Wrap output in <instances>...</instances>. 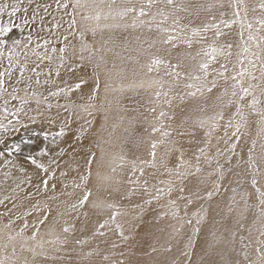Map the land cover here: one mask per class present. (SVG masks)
<instances>
[{"label":"snow or ice","instance_id":"6c2138e0","mask_svg":"<svg viewBox=\"0 0 264 264\" xmlns=\"http://www.w3.org/2000/svg\"><path fill=\"white\" fill-rule=\"evenodd\" d=\"M0 264H264V0H0Z\"/></svg>","mask_w":264,"mask_h":264},{"label":"rangeland","instance_id":"374dc122","mask_svg":"<svg viewBox=\"0 0 264 264\" xmlns=\"http://www.w3.org/2000/svg\"><path fill=\"white\" fill-rule=\"evenodd\" d=\"M117 119H118V114L113 113V114H112V120L110 121V123H111V122H115Z\"/></svg>","mask_w":264,"mask_h":264}]
</instances>
